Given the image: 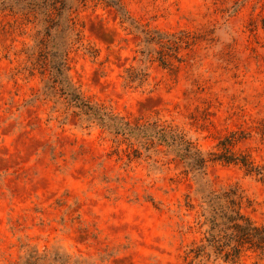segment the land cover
<instances>
[{"label": "rangeland", "instance_id": "374dc122", "mask_svg": "<svg viewBox=\"0 0 264 264\" xmlns=\"http://www.w3.org/2000/svg\"><path fill=\"white\" fill-rule=\"evenodd\" d=\"M123 2L135 23L182 39L165 65L161 46L144 55L140 30L89 1L73 13L69 74L80 92L132 123L177 127L209 156L234 133L232 150L264 165V0ZM19 20L0 13V264L35 250L94 264H264L251 252L236 263L196 254L207 244L203 201L180 159L81 124L47 95L26 54L33 26ZM129 67L144 80L127 84ZM207 172L264 223L260 176L214 159Z\"/></svg>", "mask_w": 264, "mask_h": 264}, {"label": "trees", "instance_id": "16d2710c", "mask_svg": "<svg viewBox=\"0 0 264 264\" xmlns=\"http://www.w3.org/2000/svg\"><path fill=\"white\" fill-rule=\"evenodd\" d=\"M89 1L103 3L117 11L123 22H129L144 34L146 44L142 53L150 57L154 45L161 46L159 60L169 64L170 52L182 37L175 33H162L148 30L132 20L123 0H0V13L16 17L22 25L33 26V44L26 54L31 71H39L47 78L45 93L49 96L60 95L66 111L76 115L81 124L97 123L100 127L116 136H124L144 148L158 143L185 166L197 186V192L203 201L204 224L207 226V244L195 249L202 255L206 249L215 254V258L238 262L251 252L264 258V223L258 224L242 210V195L237 188L213 189L208 181V164L210 160H219L229 164H238L249 173L261 177L264 181V165L257 164L246 155H237L232 146L234 133L222 140L218 146L222 151L209 155L198 148L195 143L177 127L163 124L157 120L146 123H132L105 106L93 103L74 85L70 78L69 54L74 44L73 13ZM79 42V37L75 38ZM141 69L129 67L126 83L142 82L146 77ZM138 151V150H137ZM22 264H94L81 259L72 260L57 250L29 253Z\"/></svg>", "mask_w": 264, "mask_h": 264}]
</instances>
